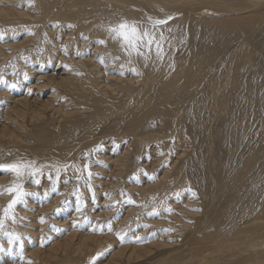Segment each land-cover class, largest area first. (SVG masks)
Returning a JSON list of instances; mask_svg holds the SVG:
<instances>
[{
  "label": "rangeland",
  "instance_id": "1",
  "mask_svg": "<svg viewBox=\"0 0 264 264\" xmlns=\"http://www.w3.org/2000/svg\"><path fill=\"white\" fill-rule=\"evenodd\" d=\"M220 7L222 8V6ZM260 12V9H256V11L253 9L252 11L244 13L217 12L211 15L213 18L216 19L217 22H204L207 24H205L204 27L205 30L208 32V34L204 35L205 38L207 37L204 40V49L200 46H197V48L194 47L195 49H193L196 54L204 56H211L214 54L208 66L216 68V73L211 72L207 75L206 82L204 81L205 84L203 83L201 87L199 86V88L201 89L198 92L197 90L199 88L193 89V92H195L194 94H196L197 96L193 95V93L191 95L192 90H190L189 87H186L185 89L179 92H174V94H182L179 97H170L172 98L171 103L173 107L174 105H177V107L179 105V107L183 105V112L187 111L183 114L186 118L180 119V122H178V126L175 129L170 128V122L164 124L161 121V114L158 113V109L155 110V114L152 115L153 118H150L149 126L148 123L147 125H144L141 122L138 124V128L142 129L140 133H143V131L145 130L146 133L147 131H149V133H154L153 135L159 134L161 140L157 143L156 140H153L151 138L152 140L148 141L147 145H139L140 147H138L137 150L134 148V153L132 154V156L130 154L131 157L128 158L129 163L126 165V169L124 170L123 175L117 173L116 161L122 160L119 156L126 147L130 148V146L127 145H130L131 143V136L128 133H120V131L123 129L124 125L128 124V117L131 118L135 115V118H137L141 116L142 113L139 108V105H136L135 108H133L132 110L110 114L106 117L101 116L97 118L93 116L92 119H88L90 116L89 113H93V109L84 107L83 104H78V109L85 111L80 113L78 110L77 112H75L76 114L72 112L71 114L62 117V120L61 118L58 119L59 117L51 118V113L48 108L42 118L34 119L28 115L23 117L21 132H23L22 135H24L25 138L22 141L19 138L16 139L13 136L8 138L9 136L1 135L2 133H0V164L11 163V160L15 158L19 161H35L37 167L39 168L41 165H44L43 163L45 162V157L47 155H51V153L47 154L49 153L47 152L48 150H51V152L55 153L57 151L60 152V154L57 153L55 155H62L61 151H67L68 149H70L69 147L71 146L77 148H74L75 151H71V149H73L71 147V149L69 150L70 152L73 153L74 151L75 153H77L78 151H80L77 153L78 155L76 154V156L75 153H68L69 155H71L69 158L75 157V159L69 160V163L67 162L68 166L67 163H65L63 167L60 166L58 168H55L56 170L53 168V170L45 164L41 171L34 178L25 175L26 177H23L25 179L24 181L22 180V177V179L19 178V180H17L16 176L9 171H0V264H17L18 262V264H20L23 261L22 259L26 258L29 255V251L30 255H32L33 252L31 250L34 249L38 250L37 256H30V258H32V260L36 259V264H111L109 262V258L115 250L120 249L119 247H128L130 245L129 248L131 246L133 248H138L137 246H144V244L147 245L149 244V242L152 243L150 246L154 247L153 250L150 251L149 256H146V258L140 260L132 259L130 261H127L126 257H123L120 264H144V262L145 264H153L156 259L165 256L171 250V248L168 246L162 245L161 247H159V244H161V242L164 241L163 243L165 244L169 242L168 244L170 246L179 244L186 240V236H190V234H192L191 231L197 230L198 226H195V224L197 222L196 219L198 217L195 219L191 218L192 220H189V212L191 210L194 211L193 214L197 213V216H201L205 212L207 214L206 221H201L203 222V224H201V226L199 227L200 230L194 234L196 238L200 239V237H202L204 238L203 241L209 239H217L219 237L225 239L224 241H220L219 243L212 245L213 249L217 248V246L221 247V249L227 246L228 249L226 247L225 250H229L232 248L231 245L233 244V242H240L241 240H247L249 242H253V240H260V242H263L264 248V213L262 215L260 213H262L263 211L259 212L260 209H264V203L261 204L262 208H258V211L256 213L254 212L256 210L254 206L256 205V203H258L257 195L259 196L262 193L261 201L264 202V182H262L259 185L258 190H256L257 192L255 194V198L249 195L251 204L248 198L245 200V203L242 197H237L233 199L237 195V191L238 194H241L240 191L245 190V187H248L246 190L249 189L247 192H250L249 185L251 184L250 182L246 181V178L247 175L249 176L250 173L254 172L255 169L259 168L258 171L261 169L259 171V174L260 176H262L261 178L264 179V127L261 129V127L264 125V23H261L264 21V14L262 13V15L260 14ZM210 14L205 13L204 17H210ZM192 15L193 14H191V16ZM191 16L188 13L186 14L185 10H182L176 14L169 16L171 17V19L166 20L167 24L169 25L168 33H170L167 36V42L170 43L171 49L175 48L173 54L177 53V50L180 48L179 46H184V44L186 43L185 36L187 35V27L189 28V30L191 29V31H189L188 33L190 35V46L194 45V33L200 22L196 23V21L194 20L197 17L192 18ZM191 18L193 20L192 22H190ZM235 18H237L238 21L231 24V21H235ZM226 20L230 21V23H227L229 26H227L226 29L233 27L234 29L224 30L223 32H220L224 28L221 27L223 26V24L219 22H224ZM188 21L192 24L190 25ZM51 22L52 21L47 23L48 27H46V29L50 30L51 35L54 36L52 32L55 29L56 23L55 21H53L52 24H50ZM185 22L189 24L187 25ZM5 24L0 21V44H7V46L8 44H11V47L9 46V48L11 49H9V52H7L8 54L5 53L6 55L4 56L0 54V92L5 91V94H8L9 97L11 96V98H18L19 94V97L25 96L28 99L34 98L35 94H33V87L30 86L33 80L31 76L33 74L38 73L43 74L41 72H44L46 74L49 73V75H53L54 72H56L54 77L57 76V72H62L61 68L63 66L65 67L63 59L61 57L68 56L69 54V56L73 57L74 55L78 59V57L83 58L85 56L89 57L91 55V50L89 48H87L86 50H82L81 52L78 51L79 53H76L77 49L72 46V43H69V40L67 41L63 37L64 35H62L61 32L59 33V36L55 35L56 37H53L55 41L57 40L58 43H60L59 45L55 46L54 41L47 39V41L49 42V44L46 43L47 41L45 42L47 46L46 44L42 43L44 42V40H41V42L38 41L36 46L37 48L34 46V48L31 49L29 47L31 46L30 42L35 35L33 31H30L28 27L27 30L24 27H20L17 29L15 28V26L17 25L9 26L12 25L9 24V22H5ZM178 24H180V26ZM208 24L210 26H213L215 32H220L218 38H216L215 40V42L217 41V45L220 47V49L217 50L216 53L212 51V48L215 45L214 36L210 35L214 32L209 29ZM62 32L65 33V30L62 29ZM199 32L200 27L198 32H196L198 36H200ZM220 37L223 40L227 41V44H224V46H222L224 47L223 49H221L220 44H218V40L220 39ZM181 40L182 42H180ZM241 42L243 43V46L245 45L244 48H247V51L245 53L243 52V49L242 51L237 50V45L241 44ZM196 43H198V41H196ZM223 43L226 42L224 41ZM51 46H55L52 48H57L58 52H53L52 50L50 51ZM47 47L50 48L47 49ZM43 49H45V52ZM207 49L209 51L211 50V53L207 51ZM238 51L240 53H237ZM230 52H233L237 55L240 54L238 55V57L241 58H239L240 62H227L228 58L226 57V55L230 54ZM39 53L42 54L39 55ZM81 53H83V55ZM43 54L44 56H42ZM244 60L245 62H243ZM232 64L234 65V70L232 69L233 72L231 73V80H228V86L223 88V74H225L224 72L227 71ZM43 67L44 69H42ZM54 67L56 68L54 69ZM29 69H31L30 72L27 71ZM66 69L69 70L68 67ZM28 73L31 76L27 75ZM53 81L55 80L44 82L43 84L45 87L41 88L40 93L39 91L37 93L39 95L36 96L40 99H44L48 94L55 93L53 96L54 107H58L60 104L65 103L66 101V104L64 105L65 108L67 106L66 110L74 111L75 104L70 103V92H67L66 88L61 85H53ZM9 85H11V87H9ZM26 85L29 87H26ZM218 86H220V88L222 86V89H220ZM142 96V100H144L146 98V95ZM1 97L2 98L0 99V123H7L8 121L6 119L4 121L3 111L5 105H11L10 103H8L10 101V98L5 99L3 98V95ZM156 99L162 100L158 96H156ZM175 99L176 101H178L176 102ZM210 106L211 108H213L210 109ZM136 107H138V110ZM169 109L170 108H168L167 111L169 112L170 116H172V114L174 113V111L172 110L174 109ZM16 114L18 118L19 115L18 113ZM79 117L84 118L83 122L75 124L76 120ZM69 120L70 122H68ZM71 120H74V122H71ZM215 122L217 123L214 124ZM239 122H242V124H239ZM43 124H45V126ZM42 125L46 130L43 136L45 140L43 141L38 139L37 135L42 131ZM208 128L210 129V133H208ZM82 139L84 140V143ZM47 146H51V148L48 149ZM78 146L80 148H85L86 146V148L85 150L83 148L80 150ZM65 147H67V150L64 149ZM256 151H258V153H256ZM37 152H40L41 155L37 156ZM44 154H46V156ZM181 154L185 155L179 157ZM208 155H210L211 158L206 157ZM253 155H256L257 158ZM105 156H110L111 161H108L107 157L104 158ZM76 158H78V160H76ZM245 158H248L250 160L253 159L254 161L252 160V162H250L249 160L248 163L244 164V166L241 167V163L245 161ZM50 159L51 158L47 156L46 161L48 160L49 162H52L50 161ZM66 159L68 158H64L65 161ZM71 161L76 162H73V164ZM173 161H177V163H175L179 165L176 170L179 167L180 169H182L183 167L186 184H183L182 187L179 186L180 188H183V186L185 185L183 190L179 189V187L175 185H165L163 186V188L160 189V184L158 182L160 181V178L164 174V172L169 171V167L173 164ZM260 161H262V163H260ZM85 164L90 166L87 168L88 170L84 168ZM203 166L206 168H204ZM47 168L50 169V171ZM78 170L81 171L79 172ZM176 170L174 173L179 171ZM89 172L92 173L91 176L88 175ZM239 173L241 176L239 175ZM55 174L57 176H55ZM49 175H51L52 177L51 180L49 179ZM237 176L238 178H236ZM240 177H242V183ZM33 179L39 180V183H34ZM212 179H214L213 182ZM53 181H55V183H53ZM15 182H19L20 184H22L23 190L25 192L31 193V195H27L24 198H28L29 200L35 201L33 202L34 207L36 204L35 210H33V220L35 221L34 225L32 226L29 225L30 220L29 218H27L28 216L25 213L28 208L26 206L28 205V199L26 200L23 198V202L14 205L13 208L7 214H5L4 212V209L8 206L9 201L12 199L10 198L12 197V194L4 191V189L11 186ZM150 182L153 183L152 185H156V188L152 189L153 193L150 194V198L152 199L151 201H148L149 199L146 201L141 200V195L143 194L140 193V189ZM127 183L130 184L127 186ZM212 183H214L212 194H214L215 202L205 211L203 209V192L205 190L208 191L207 187L208 185L209 187H211ZM110 185H113V187H111ZM205 185L207 187H205ZM131 186H133L134 188ZM238 186H240L241 189H239ZM128 188L131 189L129 190ZM160 190L164 191L165 193L160 192ZM246 190L242 193L246 194ZM178 194L183 196L185 194V196H188L181 197ZM156 195L160 196L159 199H165L166 197H171L175 199L177 198L174 203H176L177 201L181 203V198H184L182 203H185L186 199H188L187 197H194V201L192 203L193 208L187 207L188 210L190 209V211H187V208H185L184 212H182L185 215H177L182 218L181 220L183 225L187 226L185 227V232L175 230L174 224L176 221L174 215L176 216V213H172L169 209L166 212V210L162 208L163 205H158V207H160V209L165 211L166 213H162V211L157 208V203H159V201L157 200ZM238 198L239 200L242 199L240 200L241 202H239ZM125 199L126 202L124 201ZM233 200L235 201L234 206L232 204ZM147 201L148 203H146ZM104 202L105 204H103ZM125 206L130 207L127 208ZM37 207L41 209L38 210ZM102 207L105 208L106 212ZM131 207L132 213H130L128 217L127 209ZM109 209H111V212H113L112 214ZM74 210L77 212L79 211L80 213H74ZM101 210H103L104 212ZM135 211L137 215L136 213H134ZM154 213L156 214V217ZM171 213L174 215H170ZM75 214H77L78 218L75 216ZM80 214L81 217L78 216ZM133 214L137 216H135L136 219H133ZM73 215L77 218V220H75L76 218ZM131 215L132 217H130ZM138 215L140 217H138ZM249 215H251V219L250 217H248ZM126 216L129 218V220ZM125 217L127 219H125ZM163 217L165 219L168 217L171 220H165ZM41 218H43V222H41ZM131 218L133 219L131 221L133 224L130 225ZM153 219L160 221H154L156 223L155 224L154 222L152 223ZM1 220L3 222H1ZM63 220L65 223H63ZM59 221L61 223L58 224ZM122 221L126 224L129 221V225L123 224ZM161 221L162 223H164V226H162L163 224H160ZM213 221L214 224L212 223ZM148 222H150L151 224H148ZM26 223H29L28 225L30 226V228L34 229L33 231H35V237L34 234L30 236L28 234V231H23L24 227L29 228ZM117 223H120L122 225L120 226V224ZM167 225L169 226L168 228L169 230H171L172 233L166 229ZM156 226H158L157 229L160 230L161 235L157 234V231L158 233L160 232L156 229ZM170 226H172L171 229ZM228 227L232 229L230 233H236L234 236L233 234L232 236H230L229 233L225 235L224 230ZM118 228L120 229L117 230ZM114 230H117L115 231L117 232L116 234L114 233ZM165 230L167 232L169 231L168 234ZM70 231H76L77 233H86L87 231H90L95 235L106 236L104 237V242H102V249L94 255L90 253L87 256H78L72 252L73 249L70 247L68 251L71 257H66L65 259L64 254L61 252L62 239L65 238L67 233ZM98 232L100 233L98 234ZM119 233H121V236L119 235ZM122 233L124 237H122ZM157 235L160 236L158 237ZM205 237H207L208 239H205ZM10 239L12 240L11 243H9ZM172 239L175 240L172 241ZM56 241L59 242L57 244V247H60V249L57 250L54 255L53 253L49 252V247L52 245L53 242ZM106 243L107 246L105 245ZM184 248H187V246H184ZM203 250L204 249H200L199 243L197 244L196 250L191 251L193 252L191 256L203 253V255L196 259L198 262L201 263L206 260L204 258V255H206V253L204 254ZM187 251H185V249L183 250L182 254L184 256L182 259H178V263H188L185 255L190 254V252ZM27 252L28 254H26ZM53 252H55V250ZM244 256H246L245 252L233 256H225L221 258V260L218 259V262L220 264H239L241 263L238 262L239 258H242ZM69 258H71V260H69ZM19 260L22 261L20 262ZM189 260L192 261V258Z\"/></svg>",
  "mask_w": 264,
  "mask_h": 264
},
{
  "label": "bare ground",
  "instance_id": "2",
  "mask_svg": "<svg viewBox=\"0 0 264 264\" xmlns=\"http://www.w3.org/2000/svg\"><path fill=\"white\" fill-rule=\"evenodd\" d=\"M220 6H222V8ZM216 7H219V8H216ZM253 9L255 11H256V9H260L261 10L260 14H262V13L264 14V0H0V19H1L0 21L3 24H5V22H9V24H12V25H9V26L17 25V26H15V28L18 29L20 27H24V28H26V30H27V27H28L30 31L34 32L35 35H34L33 39L30 42L31 46H29L31 49L34 48V46L36 47L38 41L41 42V40H44V42H42V43H44V44L48 43L49 44L47 39L51 40V41H54L55 46L59 45L60 43H58L57 40L55 41L53 37L55 35L59 36V33L61 32V34L64 35L63 37L67 41L69 40V43H72V46H74L75 49H77L76 53L78 51L81 52L82 50H86L87 48H89L91 50V55L89 57H87V56H85L83 58H79L78 57V59H77L74 55L72 57V56H69V54H68V56L61 57L63 59L65 67L67 66L69 68V70L66 69L67 67L65 68L64 66L63 67L61 66L62 67L61 68L62 72L58 71L57 74H56L57 76H55V77H54V75H55L56 72H54V71H53L54 72L53 75H51V74L49 75V73L46 74L44 72H41L43 74L38 73V74H33L31 76L28 73L27 75L31 76L32 79H33L32 83L30 84V86L33 87V94H35L34 98H31L29 95L28 96L31 99H28L25 96L19 97L20 94L18 95V98H16V97H12L11 98V96L9 97L8 94L7 95L5 94V91L4 92H0V99L2 98L1 97L2 95H3V98H5V99L6 98H10V101L8 103L11 104V105H5L4 106L3 118H4V121L6 119L8 122L7 123H0V133H2L1 135L9 136L8 138L13 136L16 139L19 138L22 141L25 138V136L22 135L23 132H21L22 124H23L22 123L23 117L28 115V116H31V118H34V119L35 118L36 119L42 118L45 115V112H46V110L48 108H49V111L51 113L50 114L51 118H58L59 117L58 119L61 118V120H62V117L66 116L68 114H71L72 112H74V114H76L75 112H77L79 110L78 109V104H83L84 107L93 109V113H89L90 116H89L88 119H92L93 116H95L97 118H99L101 116L102 117H106V116H108L110 114H115V113H119V112H123V111H127V110H132L133 108H135L136 105H139V108H140L141 113H142L141 116L135 118V115L133 114L134 117L133 116L131 118L128 117V119H127L128 124L124 125L123 129L120 131V133L121 132L122 133H128L131 136L130 137L131 143L129 142L130 145L129 144L127 145V146H130V148L126 147L124 149V151L121 153V155L119 156L122 160H117L116 161L117 173L120 174V175H123L124 174V170L126 169V165L129 163V159L128 158L131 157L132 154L134 153V148L137 150L138 147H140L139 145H141V146H142V144H146L147 145V142L152 140V139L156 140L157 143L161 140V137L159 136V134L153 135L154 133H151V132L149 133V131H147V133H146L145 130L143 131V133H140V131L142 129L138 128V124L141 122L144 125H147V123H148V126H149L150 125V123H149L150 118L151 119L153 118L152 115H154L155 114L154 113L155 110L158 109V113L161 114V121L164 124L165 123L167 124V123L170 122V128L171 129H175L178 126L177 124H178V122H180V119L186 118V117L183 115L184 112H185V111L183 112V110H184V107H182L183 105L181 106L182 108L179 107L180 105L178 107H177V105H174V107H173V105L171 103V99L172 98H170V97L171 96L179 97L182 94H174V92H176V91L179 92V91L185 89L186 87H189V89L192 90L191 91V95L193 93V95L197 96L196 94H194L195 92H193V89H197V88H199V86L201 87V85L203 83L205 84L207 75L210 74L211 72L214 73L217 70L216 68L208 66L209 63H210V60L213 58V55H214L213 53H212L213 55H211V56H204V55L196 54V52H194V49L197 48V46H200V47L203 48L204 40L207 38V37L206 38L204 37V35L208 34V32L205 30L204 26H205L206 23H204V22H207V23L211 22V21L212 22H217L216 19L211 16L214 13H217V12L244 13V12L252 11ZM182 10L183 11L185 10V13L186 14L187 13L190 14V16H191V14H193L191 16L192 18L197 17L194 21H196V23L200 22L199 25H198L200 27V32H199L200 36H198L197 33H196L199 30V27L197 26V28L195 30V33H194V37H193L194 38L193 39L194 45L190 46V40H189L190 35L188 33H189V31H191V29L189 30V28L187 27V35L185 36L186 37V39H185L186 43L185 44L183 43L184 46H179L180 48L177 50V53L173 54V51H174L175 48L171 49L170 43L167 42V36H168V34H170V33H168V28H169L168 26L169 25L167 23H165V24H159V25H155L154 26L153 22L155 20H167L169 16H171L173 14H176L179 11H182ZM205 13H208V14L211 13L209 15L210 17L205 18L204 17ZM192 18L190 19L191 21L189 20L190 22L193 21ZM50 21H52V22L55 21V23H56L55 29L52 32L54 36L51 35V31L50 30L46 29V27H48L47 23H49ZM122 21H127L130 25L134 24L139 29V31L141 33H143L145 30H147L150 34H153L155 36L156 40L159 41L161 43V45H162V55L161 56L157 55V50H156L155 43L151 46V50H149V48L147 46H141L140 49H139V52L143 53V55H141V54H138V52H136V51H131L128 48V46L127 45H123L122 42L118 38L114 39L113 38L114 34L110 33L108 29H109V27L115 26V25L119 24ZM237 21H238V19L235 18V21H233V22L231 21V24L234 23V22H237ZM52 22L50 24H52ZM219 23H222L223 26H221V27L224 28L220 32H223L224 30L234 29V27L226 29L227 26H229L227 23H230V21H228V20H226L224 22H219ZM261 23H264V21L261 22ZM182 24H184V23H182ZM191 24L192 23H190V25ZM178 25L180 26V24H178ZM208 26H209V29L214 32L213 34H210V35L214 36L215 45L212 48V51L214 53H216L217 50L220 49V47L217 45V41L215 42V40H216V38H218V35H219L220 32H217V31L215 32L213 26H210L209 24H208ZM183 27H184V25H183ZM256 28H258V27H256ZM62 29L65 30V33L62 32ZM35 36H36V38H35ZM161 36H163V40L160 39ZM55 39H57V38H55ZM101 41H103V43H101ZM196 41H198V43H196ZM224 41L226 43H223ZM180 42H182V40ZM1 44H3V43H1ZM1 44H0V54L2 56H4V55H6L5 53L9 52L8 50L11 49V48H9V46L11 47V44H8V46H7L6 43H5L6 45H1ZM218 44H220L221 49H223L224 47H222V46H224V44L226 45L227 41L223 40L220 37V39L218 40ZM3 46H7V47H3ZM46 46H47V44H46ZM55 46H51V48L47 47V49L50 48V51L52 50L53 52L54 51L58 52L57 48H52V47H55ZM237 46H238L237 50L242 51V49H243L244 53L247 51V48H244L245 45L243 46L242 42H241V44H239ZM43 50L45 52V49H43ZM61 50H62V48H61ZM28 51H30V50H28ZM207 51H209V50L207 49ZM239 51L237 53H240ZM209 52L211 53V50ZM40 54H42V53H39V55ZM81 54L83 55V53H81ZM81 54H80V56H81ZM238 55H240V54H238ZM238 55L234 54L233 52H230V54L226 55V57L228 58L227 62L228 61H230L231 63H236V61L240 62L241 58L238 57ZM42 56H44V54ZM47 56H49V55H47ZM32 59H33V57H32ZM207 60H208V62H207ZM243 62H245V60ZM243 62H241V63H243ZM3 63H4V61H3ZM204 65H205V69H204ZM232 65H231V67H229L230 70L228 68V70L224 72L225 74H223L224 75L223 78H222L223 79V82H222L223 88L228 86L227 85L228 84V80H231L230 79L231 78V73L234 70V65L233 66ZM31 68H32V66H31ZM55 68L56 67H54V69ZM42 69H44V67ZM27 71L30 72L31 69H29ZM38 71H36V72H38ZM219 77H221V76H219ZM50 80H55V81L52 82L53 85H55V86L61 85L64 88H66L67 92H70V95H71L70 96V98H71V102L70 103H74L75 104L74 111L66 110L67 106H66V108L64 107V105L66 104V101H65V103L60 104L58 107H54L53 106V96H54L55 93L54 94H52V93L48 94L44 99H40L39 97H37L39 95V94H37L38 91L40 93V89L45 87L43 83L47 82V81H50ZM39 82H41V83H39ZM26 87H29V86L26 85ZM218 87L220 88V86H218ZM219 88H218V90H219ZM200 89L201 88H199L197 90V92ZM220 89H222V86H221ZM15 90H17V89H15ZM25 94H26V92H25ZM142 95H146V98L144 100H142V98H143ZM156 96L160 97L162 100L156 99ZM211 96H213V95H211ZM222 96H220V97H222ZM167 97H169V98H167ZM168 99H170V100H168ZM178 100H179V98H178ZM175 101H176V99H175ZM211 103H212V101H211ZM163 105H165V106H163ZM213 105H214V103H213ZM136 108L138 110V107H136ZM168 108H170V109L173 108L174 109V110H172V111H174L172 116H170L169 112L167 111ZM209 108L212 109L213 107L211 108V106H210ZM84 111L85 110H83V111L79 110L80 113L84 112ZM219 111H220V109H219ZM16 113H18V115H19L18 118L19 119L17 118V114ZM148 116H150V117H148ZM232 117H234V116H232ZM207 118H209V117H207ZM83 119L84 118L79 117L76 120L75 124L83 122ZM68 122H70V120ZM71 122H74V120H71ZM216 123L217 122H215L214 124H216ZM239 124H242V122H239ZM43 125L45 126V124H43ZM43 125L41 127L42 131L40 133L38 132L39 134H37L38 135V139H40L42 141L45 140L43 138V136L45 134L44 132L46 131L45 128L43 127ZM263 127H264V125L261 127V129ZM216 129H217V127H216ZM9 133H10L11 136L9 135ZM208 133H210V129H209ZM215 133H216V131H215ZM171 136H172V134H171ZM214 136H215V134H214ZM72 138H74V137H72ZM112 139H114V138H112ZM82 141L84 143L83 139H82ZM81 144H82V142H81ZM71 147H69V148L71 149ZM89 147H91V146H89ZM47 148L49 149V148H51V146H47ZM72 148L73 149H71V151L72 150L75 151L74 148H77V147H72ZM82 148L85 150L86 146H85V148L84 147H81V148L79 147L80 150ZM64 149L67 150V147H65ZM70 149H68L67 151H65V150L61 151L62 155H55L57 153L60 154V152H58V151L55 153V152H51V150H48L47 152H49V153H47V154L51 153L52 157H51V155H47V156H49L51 158L50 161H52V162H49L48 161L49 159L46 161L47 156H46V154H44L46 156V157L44 156L45 157V162L43 161L44 163L43 162L42 163L44 165L46 164L51 169H53V168L55 169V168H58L60 166L63 167V165H65V163H67L69 160L75 159V157L69 158L71 156V155L68 154L70 152L69 151ZM74 151H73V153H75ZM78 152H80V151H78ZM70 153H72V152H70ZM77 153H75V156H76ZM256 153H258V151H256ZM130 154H131V156H130ZM36 155L40 156L41 153L37 152ZM184 155L185 154H181L179 157H182ZM211 155H212V153H211ZM256 155H253V156H256ZM66 157L68 159H66V161H65L64 158H66ZM106 157L108 158L107 159L108 161L109 160L111 161V159H110L111 157L110 156H105L104 158H106ZM206 157H210L211 158L210 155H208ZM78 158H76V160H78ZM256 158H257V156H256ZM256 158H254V159H256ZM112 160H114V159H112ZM244 160L245 161L241 163V167L244 166V164L248 163V161L250 159L245 158ZM252 160H250V162H252ZM16 161H19V160L14 158V159L11 160V163L12 162H16ZM177 161H173V164L169 167V171H165L164 174L161 176L160 181L158 182L160 184L159 185L160 189L163 188V186H165V185H170V186L175 185L177 187H179V186L182 187L183 184H186L185 175H184V172H183V170H184L183 167H182V169H180V167H179L176 170V168L179 166V165L176 164ZM256 161H259V160H256ZM73 162H76V161H73ZM68 163H67V166H68ZM260 163H262V161H260ZM88 167H90V166H88ZM212 167H214V166H212ZM263 167H264V165H263ZM204 168H206V167H204ZM64 169H65V167H64ZM174 169L176 171H178V170L179 171L174 173L175 172ZM258 169H255L254 172L250 173L249 176L247 175L246 181L250 182V184H251V185H249L250 192L248 193L247 191L249 189L246 190L248 187L244 186L246 188V189L244 188L246 190V194L242 193L245 190H243V191L239 190L241 192V194L240 193L238 194V191H237V195L233 199H235L237 197H242V199H243V201L245 203V200L247 198L249 199V195L253 196L254 198L256 197V195H255L256 192H257L256 190H258L259 185L262 182H264V179H262L261 178L262 176H260V174H259L260 173L259 171L261 169L259 171H258ZM48 170L50 171V169H48ZM99 170H97V171H99ZM78 171L80 172L81 170H78ZM256 171H258V172H256ZM239 175H240V173H239ZM55 176H57V175L55 174ZM65 176H67V175H65ZM24 177H26V176H24ZM54 178H57V177H54ZM236 178H238V176ZM241 178L242 177H240V179ZM22 180L24 181L25 179L23 178ZM213 181H214V179H212V182ZM242 182H243V180L241 179V183ZM129 184L127 183L126 185L128 186ZM152 184L153 183L150 182V183L146 184L144 187H142L140 189V193H142L144 195V196L141 195V200H145L146 201V200L149 199L148 201H151L152 198H150V194L153 193L152 189L156 188V185H152ZM238 185H239V183H238ZM110 186L113 187V185H110ZM184 186H183V188H184ZM131 187H133V186H131ZM180 187H179V189L183 190V188H180ZM205 187H207V186L205 185ZM238 187H239V189H241L240 186H238ZM207 188H208V191L205 190L203 192V195H204V198H203V203H204L203 206H204V208L203 209L205 211L210 206H212L213 203L215 202L214 194H212V191H213V188H214V183H212L211 187H209V185H208ZM128 189L130 190L131 188H128ZM160 192L165 193L162 190H160ZM123 194H125V193H123ZM180 194H178V195H180ZM258 194H259V192H258ZM261 194L259 196L257 195V200L258 201L257 200L256 201L258 203H256V205L254 206L256 208V210L254 211L255 213L258 211V208H262L261 204L264 203L263 201H261L262 200L261 199L262 198ZM180 196L182 197L183 195H180ZM184 196H185V194H184ZM186 196H188V195H186ZM156 197H157V200L159 201V203H157V208L160 209V207H158V205H163L162 208H164V210H166V212L169 209V210H171L172 213H174V214L176 213V216L174 214H172V213L170 214V215H174V218H175V221H176L175 224H174L175 226L173 225L175 227V230L184 231L185 227H187V226L183 225L182 220H181L182 218L180 216H181V214L185 215V214L182 213V212H184L185 208H187V207L193 208V204L192 203L194 201V197L190 196V197H187L188 199L185 198L186 199L185 203H182L184 198H181V200H182L181 203H179L178 201L176 203H174V201H176L177 198L175 199V198H171V197H168V198L166 197L165 199H159L160 196H158V195H156ZM0 198H1V196H0ZM10 198H12V197H10ZM32 198H34V197H32ZM24 199H26V198H24ZM59 199H60V197H59ZM242 199H240V200H242ZM238 200H239V198H238ZM240 200H239V202H241ZM124 201L126 202V199ZM148 201L146 203H148ZM33 202H35V201H32V200L28 199V203H27L28 205H26V206L31 211H29L28 208H27V210L25 209L26 210L25 213L28 216L27 218H29V220H30V222L28 221L30 223V224L28 223L30 226L34 225V221H35V220H33L34 219L33 218L34 217V211L33 210H35L36 204H35V207H34ZM232 202L231 203L234 206L235 205V201L233 200ZM249 202H250V199H249ZM103 204H105V202ZM250 204H251V202H250ZM246 206H248V205H246ZM88 207H90V206H88ZM115 207H117V206H115ZM125 207L128 208L130 206H125ZM83 208H84V205H83ZM154 208H156V207H154ZM40 209L41 208H38V210H40ZM103 209L106 212L105 208H103ZM81 210H82V208H81ZM96 210H97V208H96ZM109 210L111 212V209H109ZM112 210H113V208H112ZM127 210H128L127 211V216L129 217L130 213H132V207L127 209ZM101 211H103V210H101ZM101 211H100V213H101ZM161 211H162V213L165 212L163 210H161ZM187 211H190V209L188 210V208H187ZM191 211H193V210H191ZM191 211L189 212L190 213L189 220L191 218L195 219V218L198 217L196 219V221H197L196 224L194 223L195 226H198L197 230L191 231L192 234H190V236L188 235L189 237L186 236L188 239L186 238V240L184 242L179 243V244H175V245H171L170 246L168 244L169 242L165 244V243H163L164 241L161 240L163 242H161V244H159V247H161L162 245L163 246H168V247L171 248V250L165 256H162V257L156 259L153 264H166V263L167 264H176V263L179 262L178 259H182L183 258L184 255L182 253H183L184 249H185V251L188 250L187 252H190V254L185 255V257H186V259L188 261L187 264H203V263L204 264H220L218 262L219 261L218 259L221 260V258H223L225 256L226 257L227 256H233V255L241 254V253H244V252H245L246 256H244L242 258H239L238 262H241L239 264H244V263H246V264H264V248H263V242H260V240H257V241L253 240V242H249L247 240H241L240 242H233V244L231 245L232 248L229 249V250H225L226 247H227L226 246L227 244L225 245L226 247H224L223 249H221V247H218V246L215 249L212 248V245H215L216 243H219L220 241H224L225 240V239H223L221 237H219L217 239H209V240H205V241H203L204 238H202V237H200V239L196 238L194 236V234L197 231L200 230L199 227L201 226V224H203V222H201V221H206L207 214L205 212L203 215H201V216L198 215L197 216L196 215L197 213L193 214L194 211L193 212H191ZM75 212L78 214L79 211L77 212V211L74 210V213ZM259 212H262L260 214L263 215L264 209L263 210L260 209ZM112 213L113 212H111V214ZM134 213H136V211ZM155 213H158V212H155ZM77 214H75L76 217H77ZM102 215H100V216H102ZM136 215H137V213H136ZM136 215H134L133 219H136L135 218ZM177 215H180V216H177ZM243 215H244V213H243ZM78 216L81 217V214L78 215ZM126 217H125V219L128 218V217L127 218ZM130 217H132V215ZM138 217H140V216L138 215ZM155 217H156V214H155ZM159 217H161V216H159ZM248 217H250V219H251V215H249ZM77 218L75 220H77ZM133 219L132 218L130 219V225L133 224L131 222ZM166 219H170V218L167 217ZM128 220H129V218H128ZM5 221H6V219H5ZM154 221H158V220H154L153 219L152 223ZM162 221H161L160 224L161 225L163 224L162 226H164V223H162ZM1 222H3V221L1 220ZM25 222H23V223H25ZM135 222H134V224H135ZM59 223H61V222L59 221L58 224ZM63 223H65L64 220H63ZM128 223H129V221H128ZM149 223L150 222H148V224ZM165 223H166V221H165ZM185 223H186V221H185ZM212 223L214 224V221ZM28 224L26 223V225H28ZM117 224H120V223H117ZM123 224H126V223L123 222ZM142 224H143V222H142ZM216 224H215V226H216ZM121 225L122 224H120V226ZM144 225H146V224H144ZM30 226H29V228L28 227H24L23 231H28V234L30 236L34 234V237H35V231H33L34 229H31ZM157 227L158 226H156V229H157ZM168 227L169 226L167 225V228H166L167 230H169ZM171 227L172 226H170V229H171ZM119 229L120 228H118L117 230H119ZM117 230H114L115 234L117 233V232H115ZM157 230H159V229H157ZM231 230L232 229H230L229 227L226 228L224 230L225 231L224 232L225 235H227L229 233L230 236H232V234L234 236L236 233H230ZM169 231L171 232V230H169ZM159 232H160V230H159ZM168 232L166 231L167 234H168ZM99 233L100 232H98V234ZM114 233H112V234H114ZM108 234H110V233H108ZM120 234L121 233H119V235ZM157 234L161 235V232L158 233V231H157ZM104 237H106V236L95 235L94 233H92L90 231H87L86 233H77L76 231H70V232L67 233L65 238L62 239V245H61V249L62 250H61V252L64 254L65 259H66V257H71L70 253L68 251V249L70 247L73 249L72 252L75 255H78V256L86 255L87 256L90 253H92L94 255V254L98 253L102 249V244H103L102 242H104V240H105ZM122 237H124L123 233H122ZM206 238L207 237H205V239ZM174 240L172 239V241H174ZM158 242H159V240H158ZM58 243L59 242H57V241L52 243V245L49 247V252L50 253H53L55 255L56 251L60 249V247L59 248L57 247ZM175 243H177V242H175ZM199 243H200V249H204L203 250L204 254L206 253V255H204V258L206 260H204L201 263L198 262L196 259L199 258L201 255H203V253H200L199 255L195 254L196 256L195 255L191 256V254L193 253L191 251L192 250H196L197 244H199ZM151 244L152 243L149 242V244H147V245L144 244V246L143 245L142 246L139 245L141 247L137 246L138 244L135 245L138 248H133L132 246H131L132 248L131 247L129 248L130 245L128 247H119L120 249L115 250L113 252V254L111 253L112 255L109 258V262L111 264H120V262L122 261L123 257H126L127 261H130L132 259L140 260V259L146 258V256H149L150 251H152L153 248H154V247L150 246ZM105 245L107 246V243ZM208 245H209V247H208ZM184 246H187V248H184ZM227 249H228V247H227ZM54 250H55V252H53ZM31 251L33 252L32 255H30V251H29V255H28L29 257L27 256L28 258L26 257V258L22 259L23 261L19 260L20 262L22 261L20 264H36V259L32 260V258H30V256L31 257H36L38 250L34 249V250H31ZM214 251H216V252H214ZM211 253H213V254H211ZM26 254H28V252ZM53 254H51V255H53ZM208 254H209V256H208ZM191 258H192L193 262L189 260ZM69 260H71V258H69ZM7 264H12V263H7ZM102 264H105V263H102ZM144 264H145V262H144ZM178 264H180V263H178Z\"/></svg>",
  "mask_w": 264,
  "mask_h": 264
},
{
  "label": "snow or ice",
  "instance_id": "3",
  "mask_svg": "<svg viewBox=\"0 0 264 264\" xmlns=\"http://www.w3.org/2000/svg\"><path fill=\"white\" fill-rule=\"evenodd\" d=\"M171 19V17H168ZM166 20H155L153 25L165 24ZM109 32L114 34L113 38H118L123 45H127L131 51H136L138 54L143 55L142 52H139L141 46H147L149 50H151V46L155 43L157 55H162V45L159 41L156 40L153 34H150L147 30L143 33L139 31V29L134 24H129L127 21H122L115 26L109 27ZM163 40V36L160 38ZM103 43V41H101ZM11 87V85H9ZM44 165H41L39 168L36 166L35 161H16L12 163L0 164V171H9L13 173L17 180L19 178L24 177L25 175L35 177ZM66 167V166H65ZM84 168L87 169L88 165L85 164ZM89 176L92 175L91 172L88 173ZM49 179L52 177L49 175ZM34 183H39V180L33 179ZM55 183V181H53ZM4 191L12 194V199L9 201L8 206L4 209L5 214H7L14 205L17 203L23 202V198L27 195H31V193H27L23 190L22 184L19 182L13 183L11 186L4 189ZM41 222H43V218H41ZM12 240H9L11 243Z\"/></svg>",
  "mask_w": 264,
  "mask_h": 264
}]
</instances>
